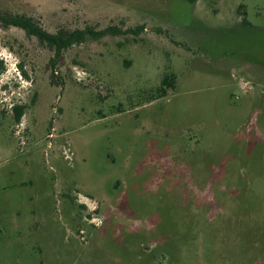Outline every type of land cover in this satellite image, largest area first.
<instances>
[{"label":"rangeland","instance_id":"obj_1","mask_svg":"<svg viewBox=\"0 0 264 264\" xmlns=\"http://www.w3.org/2000/svg\"><path fill=\"white\" fill-rule=\"evenodd\" d=\"M0 13V264H264V0Z\"/></svg>","mask_w":264,"mask_h":264},{"label":"trees","instance_id":"obj_2","mask_svg":"<svg viewBox=\"0 0 264 264\" xmlns=\"http://www.w3.org/2000/svg\"><path fill=\"white\" fill-rule=\"evenodd\" d=\"M0 24L3 28L14 27L18 28L26 33L28 36L36 37L40 43H47L49 47L55 48V54L57 56L58 52L62 49L70 46L73 42L80 43L84 40L85 36L93 35L91 31H74L70 34H62L58 32L55 36L48 35L46 32L42 31L39 26L34 23V20L30 17L25 16H11L4 15L0 13ZM110 29H106L109 32ZM103 31L101 34H104ZM3 70L2 63L0 62V72ZM175 76L170 75L164 77L161 82V86L157 89V95L163 96L166 88L175 87Z\"/></svg>","mask_w":264,"mask_h":264}]
</instances>
